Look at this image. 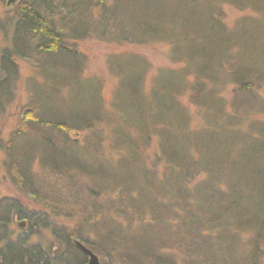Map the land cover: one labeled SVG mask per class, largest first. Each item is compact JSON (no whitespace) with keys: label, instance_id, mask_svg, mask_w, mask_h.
Returning a JSON list of instances; mask_svg holds the SVG:
<instances>
[{"label":"trees","instance_id":"obj_1","mask_svg":"<svg viewBox=\"0 0 264 264\" xmlns=\"http://www.w3.org/2000/svg\"><path fill=\"white\" fill-rule=\"evenodd\" d=\"M227 2L264 5V0L20 1L11 23L12 46L0 56V88L4 95L9 92L6 101L0 96V112L13 99L19 58L34 63L45 58L47 65L66 72L63 78L53 77L57 96L73 82L90 81L84 78L86 62L73 49V41L168 42L174 62L184 66L160 72L148 88L143 57L112 55L109 68L124 95V105L114 109L134 114L116 127L105 113L99 80L87 90L80 115H53L41 105V97L26 106L14 140L25 132L30 147L20 152L23 157L14 158L16 145L10 141V166L37 203L56 217L78 216L80 221L76 228L62 227L59 247L44 248L31 239L38 229L58 228L55 221L30 215L21 200L0 198V264H86V255L71 237L105 258L104 264H180L178 250L187 260L194 243L223 240L224 233L214 240L207 231L218 224L227 232L249 222L264 228V122L253 118L245 130L237 126L264 107L259 97L264 69L245 61L255 41L239 43L236 32L228 31L221 9ZM199 7L208 11L209 26L196 17ZM237 44L240 48L234 52ZM41 88L48 85L42 83ZM226 89L235 95L236 114L223 104ZM185 96L201 111L205 125L193 126ZM73 131L83 137H73ZM153 142L156 161L148 167L146 152ZM105 143L117 153L132 146L134 153L120 154L112 163L105 156ZM37 159L51 189L43 188L34 172ZM59 189L66 195L61 197ZM14 217L29 222L17 236L11 228ZM227 217L238 226L226 225ZM197 260L215 264L211 258Z\"/></svg>","mask_w":264,"mask_h":264},{"label":"rangeland","instance_id":"obj_2","mask_svg":"<svg viewBox=\"0 0 264 264\" xmlns=\"http://www.w3.org/2000/svg\"><path fill=\"white\" fill-rule=\"evenodd\" d=\"M20 1L21 0H0V56L4 50L10 49L12 46V34L14 31L11 23L14 24L16 8ZM257 5L258 6H253L252 3H248L237 6L236 4L227 2L221 5V9L224 14L223 21L228 31L236 32L234 35L235 40L239 43L252 39L255 41L253 50H249L245 57V61H248L249 64L260 69H264V5ZM208 16L209 13L207 10L201 7L197 8L196 17H199L207 23ZM207 25L209 26V22ZM208 44H211V41H209ZM73 45H75L73 49L77 51L82 59H85L86 69L83 74L84 78L88 77L90 81L83 84L73 82L68 88L65 87L61 89V96L63 95V97L57 96L53 94L52 91V85L56 83L53 77L57 80L65 77L67 73L47 65L48 63L45 62V58L42 62L37 61L38 64L19 58L16 60L18 72L16 74L17 76H14V84L16 87L13 90V99L6 104L5 110L0 112V144L2 143V146H0V198L11 197L21 200V202L26 205V208L29 209L30 215L35 214L36 217H48L50 220H54L58 226V228L54 227L55 231L49 228H41L40 231L39 229L38 231L36 230V235L31 239L32 242L43 244L44 248L49 246L53 248V250L60 246V241L64 238L62 227L76 228L80 221V217L75 216L69 219L62 214L56 217L52 209L37 203L33 195L22 189V184L20 185L21 180L16 178L13 168L10 166V161L13 159L8 155L7 151L10 141H14L16 145L13 150L14 158L23 157L20 152L26 153L30 147V143L25 141L30 135H24L25 132L22 133L18 141L14 140V134L18 131L26 106L31 104L36 98L41 97L39 102L41 105L51 108L53 110V115H80L84 112L83 106H85L88 99L87 90H89L90 87H95L97 85V80H99L102 84L100 96L105 101V113L108 111L109 115L111 114L114 118L113 126L116 127L122 118L129 119L133 117L134 114L129 113L127 110L118 111L114 109V107L119 104L124 105V95L123 92L121 93L119 90L118 77H116L109 68V61L112 55L123 52L143 57L146 60L144 61L148 64L149 70L146 82V87L148 88L152 84L154 77L160 72L184 66V63L176 64L174 62L171 56L172 45L168 42H151L141 45H117L96 39H84L73 41ZM239 48L240 46L237 44L234 48V52H237ZM2 79L3 74L0 70V85ZM42 83H46L48 88H41ZM8 93L9 92H6V95H4L0 88V96H2L3 100L6 98L8 99ZM259 94V97L264 101V84L259 89ZM222 97L227 112L236 114L237 110L235 111L233 105L235 95L231 93V89H226ZM183 102L189 107L190 115L193 117V126L205 125L206 120H204L203 114L201 111H198L195 105L190 103L188 97H183ZM108 106L110 108H108ZM261 107L258 108L256 113L250 114V116H252L250 120H246V123L244 119L240 120L237 126H242V129L245 130L246 126L249 122H252L253 118L254 121L263 123L264 107ZM103 129H105V131L107 130L106 128ZM54 132L59 134L57 131ZM107 132H110L109 128ZM71 135L79 139L83 137V134H76L75 131H73ZM118 137L119 134H116V139H118ZM23 141H25L27 145L23 146ZM81 143H83V141H81ZM156 145L157 144L153 142L147 149L146 156L148 159V167H151L156 161ZM126 147L124 151L117 153L111 148L109 143H105V156L112 163H117L120 154L128 156L133 155V147L128 145H126ZM72 150H74V148H72ZM42 151L44 154V150ZM157 168H159V166ZM33 169H35L34 172L39 174V180H43V188L51 189V182H49V180H44L45 177L42 176L44 170L38 159L35 161ZM222 187L224 188L226 186L223 185ZM61 191L62 189H59L61 197L65 196L66 192L61 193ZM23 220L24 219L20 217H14L11 225L13 236H17L20 231L28 228V220H25L26 227L24 229L18 226ZM226 220V225L236 224L238 226L237 221L229 217H227ZM54 221L51 222L54 223ZM240 224V227L238 226L235 230H230V232L224 231L221 224L209 228L207 231L210 237H216L214 240H217L223 237L221 233H224L225 237L222 239L225 241H208L210 243H207V241H198V246L195 247V243L193 244L194 251L187 257V260L184 258L182 252L178 250L181 255L180 264H197L198 256H201L203 259L211 258L215 264H264V228L254 223L252 225L250 222ZM259 228L262 233L261 239L256 237V229L259 231ZM251 229H253V232ZM74 238L75 237H71L70 239ZM75 239L79 240L78 238ZM98 256L100 257L101 263L104 264L106 259L100 255Z\"/></svg>","mask_w":264,"mask_h":264},{"label":"water","instance_id":"obj_3","mask_svg":"<svg viewBox=\"0 0 264 264\" xmlns=\"http://www.w3.org/2000/svg\"><path fill=\"white\" fill-rule=\"evenodd\" d=\"M18 226L24 229L26 227V221L23 220ZM72 242L86 255L87 257L86 264H102L98 254H96L92 249L87 247L83 242L75 238L72 239Z\"/></svg>","mask_w":264,"mask_h":264}]
</instances>
